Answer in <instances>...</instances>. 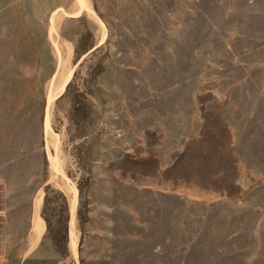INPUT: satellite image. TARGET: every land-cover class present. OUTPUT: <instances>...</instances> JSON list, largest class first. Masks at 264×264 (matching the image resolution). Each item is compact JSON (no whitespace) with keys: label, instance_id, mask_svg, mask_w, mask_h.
<instances>
[{"label":"rangeland","instance_id":"obj_1","mask_svg":"<svg viewBox=\"0 0 264 264\" xmlns=\"http://www.w3.org/2000/svg\"><path fill=\"white\" fill-rule=\"evenodd\" d=\"M0 213V264H264V0H0Z\"/></svg>","mask_w":264,"mask_h":264},{"label":"crops","instance_id":"obj_2","mask_svg":"<svg viewBox=\"0 0 264 264\" xmlns=\"http://www.w3.org/2000/svg\"><path fill=\"white\" fill-rule=\"evenodd\" d=\"M1 215V213H0ZM48 226L45 220L41 216V210L39 206L33 207V212L31 214V223L29 231L26 235V241L30 246L38 247L41 242L44 240L45 235L47 234ZM3 242V248L0 250V259L1 255L5 250V244L7 242V235L0 229V245Z\"/></svg>","mask_w":264,"mask_h":264},{"label":"bare ground","instance_id":"obj_3","mask_svg":"<svg viewBox=\"0 0 264 264\" xmlns=\"http://www.w3.org/2000/svg\"><path fill=\"white\" fill-rule=\"evenodd\" d=\"M75 205V204H74Z\"/></svg>","mask_w":264,"mask_h":264}]
</instances>
